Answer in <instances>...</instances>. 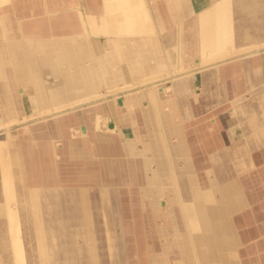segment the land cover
Returning <instances> with one entry per match:
<instances>
[{
	"label": "crops",
	"instance_id": "0c3cea01",
	"mask_svg": "<svg viewBox=\"0 0 264 264\" xmlns=\"http://www.w3.org/2000/svg\"><path fill=\"white\" fill-rule=\"evenodd\" d=\"M177 2L179 3L177 4L178 7L176 5L178 11L175 9L174 5ZM217 2V0H151V5H153L152 12L156 16L155 19H158L156 22L160 21V23H162V30H159V36L165 44V53L167 54L168 51L172 53L173 51V53L176 54L174 56V62L177 61L176 65H180L179 70L173 67L171 68L170 66V70L174 72V76L170 81L163 83V86L160 84L162 88H159L160 85H153L152 92L147 95L139 91L124 95L126 103L123 106H116L109 98L105 103L107 107L104 112L93 108L90 109L87 115L84 114L83 110L77 107L65 112L63 111L57 114L55 118L50 117L46 119L50 121H40L41 123H39L41 125L39 123L34 124L35 126L31 124L33 132L37 131L35 134L38 135L45 131L49 132L50 126L56 123V135L53 137H41L39 135V137L32 136L29 139H22L23 141L20 143V147L18 146L17 150L15 149L12 152H21V161L18 160L13 166V169L17 174L16 179L21 182L18 185L19 188L23 190V194L29 193V190L34 192V190L51 189L55 190V193L59 190L58 183L43 184L41 182L43 181L42 178H34L36 183L29 184L25 182L23 176L33 172L30 166L38 165L36 170L47 171L48 165L42 166L43 169L41 168L40 165L42 164H40V158L45 161L44 164L47 163V160L51 159L52 162L49 165L51 166L50 168L53 169L57 167L55 160L59 158V156H65L71 159L87 158V160L89 159L88 161H91V167H88V173L92 168V171L95 173L94 179L97 183L103 184V187L100 185L102 188V198L105 202L109 203L111 209L114 211L116 208L113 203L115 192L121 191L126 183L128 184L134 179L142 182L141 197L143 199L141 207L145 212L144 214L146 217L147 215L151 217L153 221L159 218L161 219L159 223H151L152 232L150 231L146 236V252L149 256L148 263L175 264L179 262V264H185L194 262L195 258L190 252V247L192 245L191 234L194 232L193 230H213L215 233L217 231L223 233L227 225L231 223L232 217V224L235 227H233L234 230L236 229V239L238 241L237 259L238 262H240L239 264H264V236L262 237L263 239H256V237L264 233V223L260 225L259 222L261 218L256 216V207L252 206L254 202L243 188V181L245 180L242 176H240L242 179H239V173L238 175L231 173L234 165L232 161L238 157L240 151L243 152V150L246 149L245 143L240 142L234 145L225 141L211 144L204 140L205 136L202 138V140H204L202 143L204 148L201 149L204 151V161L203 164H201L203 166H208L202 170L207 171L208 175H206L208 178L206 181L210 183L208 186L204 187L199 183V175L201 174L197 173L196 166H198V164L193 160L190 152L191 135L193 132L198 134L213 132L219 135L218 133H221L224 129V136L219 138L223 139L224 137V140H227V137H225V134L227 136L226 129H229L232 139H235L236 135L241 133L233 127H228L226 122L229 116L224 114L223 107L233 100L236 101L235 97L237 98L243 95L242 93L245 86H247V83H245L246 78L243 77L246 75L245 72L251 71L247 81H250L252 86H261L264 91V48H260L261 46L253 47L256 50V52L251 53L254 56L253 60L234 63L232 61L235 59H242L236 56L233 59L218 61L209 66L206 65L204 69L192 70V67L195 64H200L202 59L201 40L203 34L201 26L203 24H205L206 31L211 38L214 48L213 52L217 53L215 54L217 55L216 58L222 57L225 51L228 54H233L235 51L234 49L239 52L238 45L242 41L248 44L255 40L252 39L253 37H241L240 33L234 34L233 30L231 33V30L227 28L225 29H227L228 32L219 31L220 34L217 36L216 27L219 20L221 19L222 21L218 12L219 8L224 6L223 4L218 6ZM9 8V13H15V15H12L11 22L15 21L16 23H20L21 31H23L25 35L43 38L60 37L69 34L76 35L80 33L82 29L79 11L84 14L89 13L100 16L103 13L104 6L103 0H20L15 7L11 5ZM232 13L233 11L229 12V15L233 19H227V21H230L233 28V20L235 23L236 17ZM167 19L168 21H166ZM257 19L260 20L259 17H257ZM227 21L225 17L224 22ZM17 32L18 27L16 26L9 31V34H16ZM223 32L227 33V38L231 41V43H229L230 45L226 46V49L218 47V45L215 44L217 37L222 36ZM141 36H137L136 39L137 56L135 59V71H131L130 68L127 67L128 64L125 60V54L128 52L126 47L128 40L127 35L120 36L119 47L115 46V49L117 48L118 51H115L117 55L114 59L111 57V54L109 55L110 51L108 48L100 50L102 44L104 47L107 45V36H89L94 46L92 50L95 58L94 60H96L94 65L98 64L102 69L108 71L109 69H114L115 73L119 71L126 80H138L143 78L149 71L152 61L150 60V65L145 66L144 59L140 57L139 50H141L140 45H142L143 42L142 38L150 37L148 35ZM153 37L155 36L151 35V38ZM232 37H234V39ZM254 38L264 43V37H260L259 34ZM236 40L238 41L236 42ZM234 45L236 48H234ZM106 50H108L109 53H107ZM12 52L14 55L13 57L11 56V58L15 61L19 57L18 50L14 48ZM178 53H183V56L179 57ZM162 54L164 60L165 54L164 52ZM194 54H196L197 57H193ZM191 58L192 61H190ZM156 59L157 58H155V61L157 62L158 59ZM178 62H180V64H178ZM163 63H165V60ZM160 66L163 67L162 64ZM14 70L15 75H17L16 70H18L21 75L22 72L20 73V70H23V68L17 67V69ZM19 82L18 87H23L26 79H22ZM163 87H168V90H165ZM139 98H141V101ZM148 101L153 105L158 103L159 106L164 109L161 112V117L167 120L163 121V123L166 122L167 124L168 122L169 126L171 125L173 128L177 127V130L174 129L173 131L178 132L176 135L177 142L175 144L171 143L172 140L168 143V146L174 151L177 149V151L173 153V156L178 155L177 157L182 159L179 163L174 161L176 168L183 167L187 179H189V181H191V179L195 181L192 187V196L190 194L188 196H186V194L175 195V185H173L171 191L168 187L156 185L154 183L151 184L152 179H154L153 172L151 174H142L141 178L138 169H140L139 166H141L142 163L131 160L139 151V147H137L136 143L140 141V133L148 132V122L144 120L148 116L146 112ZM36 105L34 101H30V105L25 108L29 109L30 113L34 110H38ZM227 109L231 110V107ZM237 109L241 114L250 111L246 104L238 105L236 111ZM19 114L20 113L10 112L8 118L14 119L21 116V114ZM48 123L50 125L49 127L47 125ZM218 124L222 126L219 127ZM149 132L151 133V131ZM261 133L264 134V128L261 130ZM148 147H152V145ZM226 150L229 151L226 152ZM227 158L232 161H227ZM74 161L71 162L72 165L76 164ZM242 163L245 165L250 164V157L247 156L244 162L243 160L240 161V164ZM147 181L148 184L151 185H145ZM99 184L97 185L99 186ZM70 192L73 191L70 189ZM171 192H173V194H171ZM78 194L81 195L82 192ZM38 196L39 198L42 197L40 194ZM26 203L28 204V200H26ZM58 206L59 204L55 199V206L52 207V212H54L56 217L61 208L59 207L57 209ZM50 208L48 205H46L45 208L41 206L40 212L42 213V209L49 210ZM3 209L0 203V220H3L5 217ZM166 212L169 215H166ZM24 213L30 215L28 218L31 220L32 225L36 213L30 207L27 208V210L25 209ZM208 213H211V216H213L211 220L208 219ZM250 213L255 214V223H259L255 226L256 228L251 227L252 222L243 221V217H245V215H250ZM116 218L114 216L112 220H116ZM166 218L169 229L173 230L171 234L175 237L174 240H176V252H178L176 257H171L170 255L168 256V254L166 255V253L162 254V252H159L157 246L162 243L160 242V244H158L154 240V233L162 230ZM155 223L157 224L155 225ZM2 226L3 224L1 223L0 240L1 242L7 243V234ZM42 227H40V229H43ZM242 227L244 229L248 228L249 231H251H247L245 236L248 237L246 238L248 240L253 239L252 243L245 244L246 239L241 232ZM110 231L111 229L109 227L107 230V236L111 237L109 238V244L112 247L118 246L124 249L122 242H115L113 244L111 242L112 240L117 241L118 238L121 240V233L116 234V238L114 239L112 234L114 236L115 232ZM163 244L167 245L168 243ZM92 250L93 249L89 250V252ZM244 254H246L248 258L245 257L243 260L242 255ZM208 257L206 256V259H210ZM9 259L10 258L6 256V258L3 259L4 264H11Z\"/></svg>",
	"mask_w": 264,
	"mask_h": 264
},
{
	"label": "bare ground",
	"instance_id": "6f19581e",
	"mask_svg": "<svg viewBox=\"0 0 264 264\" xmlns=\"http://www.w3.org/2000/svg\"><path fill=\"white\" fill-rule=\"evenodd\" d=\"M110 1L112 0H103V15L96 16L95 20L93 17L84 18V24L87 26L88 35V38L84 40L78 37L79 34L76 36L74 34V36L69 34L71 36L65 35L43 38L25 35L23 31H21L18 22V32L10 35L9 31L11 29L8 26L9 22L12 21V14L8 12V8L12 5V0H0V79H2L0 82V131L3 130L5 131L4 133H6L5 137H0V203L5 213L3 220H0V225L1 223L3 224L2 227H4L7 234V243L1 244V246L9 251L7 256L10 258L9 261H11V264H26L22 223L25 221L31 224L29 218L28 220H24V211L29 208V206L27 207L26 200L28 198L32 199L31 201L30 199L28 200L29 203H33L30 204V208L37 215H35L32 225L36 224L38 229L42 226V228H46L50 222L48 221L49 224L47 222L45 224L44 220L46 219L41 216V214L46 213L45 211L47 210L42 209V213L40 212V207L43 206V204L38 195L40 194L42 197H45L47 192L49 195L55 193V190L48 189L34 190V192L29 190V193L23 194V190L17 187L19 185L16 186V182L14 183L15 175L17 178V174L13 166L18 160L21 161V152H12L15 149L17 150V147L23 141L20 139L21 135L23 139H29L32 136L39 137V135L41 137H53L56 135V123H54L53 126H50L48 123V127H51L49 132L45 131L36 135L35 133L37 131L33 132L30 122L35 120L44 121L50 117L55 118L57 114L63 111L65 112L77 107L81 108L84 107V104L96 105L95 103H99L100 106L94 108L104 112L107 107L105 103L109 98L116 106H123L126 103L124 95L143 90L147 95L152 92L153 85L157 86L160 85L161 82L170 81L174 76V72L170 70V63L165 53V44L159 36L158 25L155 24L158 19L155 20L156 16L151 10V0H118V2L116 1L117 3H115V1ZM217 1L224 5L219 8L218 12L219 16H223L222 22L225 21V17L226 21L227 19H233L229 15L231 11H233L232 14L236 17L235 23L233 20V28L230 21L224 22L225 28L233 30L234 34L240 33L241 37L245 38L253 37L252 39H256L254 37H257L258 34L260 37H264V0ZM257 17H259L261 21L257 19ZM79 19L81 25L83 19H81V16ZM94 21L95 26H93ZM166 21H168V19ZM157 23L162 28V23H160V21ZM81 28L82 30L85 29V27ZM225 28L221 29V31L228 32ZM206 30L205 24H203L201 26L203 34L201 40L202 59L200 64H195L192 67V70L204 69L206 65L209 66L218 61L233 59L236 56L242 57L249 55V53L256 52L255 48L245 49L239 52L234 49L235 51L233 54H228L225 51L222 57L216 58L217 55H210L214 51V48L209 33H207ZM126 34L132 35V37L135 38V41H127L129 43L126 44V47L129 48L132 42L134 45V50L125 54V60L128 64L127 67H129L131 71H135L137 36H150L142 38L143 42L142 45H140L141 50H139L140 57L146 59V54H148L152 61L151 67H149V71L147 72V76H149L150 79L141 84H137V81L130 79L126 80L119 71L117 73L113 71L109 72L108 70L102 69L98 64L94 65V62L96 63L92 51L94 46L89 36H107V47H104L102 44L100 49L105 50L106 48L109 49L119 44L120 39L113 37L119 38ZM151 35L155 37L151 38ZM227 36L217 39L215 44H217L218 47L226 49V46L231 43ZM112 40L113 46H109ZM83 44H85L84 47H82ZM11 48L18 50L19 57L15 61L11 58V56L13 57L14 55L12 54ZM159 48H161V52L163 51L165 54V63H163L164 60L160 59L156 62L155 59L152 58L157 55ZM234 48H236V46ZM260 48H264V43ZM239 50H241V48ZM106 52L109 53L108 50H106ZM85 53L91 54V64L85 63ZM151 61L149 63H151ZM6 64L9 66L5 67ZM161 64L164 68L166 67V72H159L158 74L157 72ZM17 67L23 68V70H20V73L22 72L21 75L18 70H16L17 75H15L14 69H17ZM111 78H114L115 81L110 80ZM22 79H26V82H23V87L19 88L18 83H20L19 81ZM102 86H105V90L100 89ZM142 87L143 89H141ZM159 88H162L161 85ZM163 88L168 90V87ZM30 101H34L37 104L38 110H34L30 113H20L19 111L22 110L23 107L30 105ZM49 105L55 106L52 111L47 109ZM83 111L84 114L88 115L90 108H84ZM10 112L20 113L21 116L13 120L7 119ZM22 121L26 123L23 127L22 134L19 135L16 130H11L10 127L12 123ZM47 121L50 120H46V122ZM5 122L10 123L8 126L9 128L3 127ZM51 197L52 198L47 200L49 203L48 207L50 208L51 206L48 212H51L52 207L55 206L56 195H52ZM20 209L22 210L21 214ZM231 220V223L227 225L223 233L218 231L215 233L213 230H193L194 232L191 234L192 245L190 247V252L194 256L195 261L185 264H239L240 262H238L237 259L238 241L236 239V229L234 230L235 227L232 224V217ZM42 230L43 229H40V231ZM41 235L42 234L39 233V237ZM110 249L114 256V260L112 259L114 264H130L126 258L127 252H124L123 247L111 246ZM40 251L44 253V249L41 248ZM95 253L92 254V259L95 258ZM206 256L210 259H206Z\"/></svg>",
	"mask_w": 264,
	"mask_h": 264
},
{
	"label": "rangeland",
	"instance_id": "374dc122",
	"mask_svg": "<svg viewBox=\"0 0 264 264\" xmlns=\"http://www.w3.org/2000/svg\"><path fill=\"white\" fill-rule=\"evenodd\" d=\"M114 1L115 3L118 2V0H112L110 2H114ZM19 2L20 0H12V6L14 5L15 7V5ZM177 4L179 3L177 2L174 4L176 10H177L176 8ZM217 5L221 6L222 3L217 2ZM152 7L153 5H151V10H152ZM12 15H15V13H12ZM101 15H103V13ZM80 16H81V19H83L81 23V27H85V29L82 30L80 33H78L79 34L78 37L86 40L88 38L87 37L88 35H87V28H86L87 26L84 24V18L93 17L95 20L96 16L94 14H89V13L84 14L81 11H80ZM222 17L220 15V18ZM155 24L158 25L159 30H162V28L157 22ZM16 26H17V23L15 21L9 22L8 27L10 29ZM93 26H95V21H94ZM224 28H225L224 22H222L220 19L219 25H217L216 27L217 36L218 34H220L219 31H221V29H224ZM231 33H232V30H231ZM126 35L128 39L127 41H130V42L135 41V38L132 37V35H128V34ZM226 36H227V33L223 32L222 36L217 37V39L225 38ZM113 38H116V37H113ZM232 38L234 39V37ZM116 39H120V37ZM237 41L238 40H236V42ZM84 45L85 44H83L82 47H84ZM109 46H113V40L111 41ZM238 46H239V49L241 48L240 51H242V50L253 48V47H260V46L262 47L263 42L261 41L259 42L257 39H255L254 41H251L248 44H245V41H242L239 43ZM127 48H128L127 50L128 52L133 51L134 50L133 42L130 48L129 47ZM109 51H110L109 54H111V57L114 59V57L117 55L116 54V52L118 51L117 48L115 49V46L110 47ZM168 52L166 56L169 60L171 68L173 67L176 70H179L180 65L179 66L176 65L177 61L174 62V56L176 54L173 53V51L172 53L170 52L168 53ZM215 54L217 53L212 52L210 55H215ZM178 56L182 57L183 53L181 54L178 53ZM193 57H197V55L194 54ZM152 58L163 60V54L161 52V48H159V52L157 53V55H155V57H152ZM192 58L190 59V61H192ZM241 58L242 59H235L232 62L242 63L243 61L253 60L254 56L250 54L248 56L246 55L245 58L244 56H242ZM150 59L151 58L149 57V55L146 54V59L144 58L145 66H148L149 64H151L149 63ZM176 59H177V56H176ZM85 63L91 64V54L90 53L86 54ZM178 64H180V62H178ZM8 66H9L8 64L5 65V67H8ZM112 71L115 72L114 69L113 70L109 69V72H112ZM159 72H166V67L164 68L160 66V69L157 73L159 74ZM245 74L246 75L243 74L244 75L243 77L246 78L245 83H247V86H245V89L242 93L243 95L241 97H237V98L235 97L236 101L233 100L232 102H229V104H226L223 107L224 114L229 116V119L226 122L228 127L229 128L233 127L234 129H237L241 133H238L235 139H232L229 129H226L227 136L225 134V137H227V140L226 139L224 140V137L223 139H219L220 137L224 136V133H225L224 129L221 133H218L221 136L216 135L213 132H207L203 134H198L196 132H193L191 135L190 152L193 157V160L198 164V166H196L197 173L201 174L199 175L200 177L199 183L204 187V186H208L210 183L206 181V179L208 178L207 171L202 170L208 167V166L202 165L204 161V157H203L204 151L201 149V148H204L202 146L203 141L205 140L206 142L211 143V144H215L216 142H225V141H228L234 145L240 142L245 143L246 149H244L243 152L240 151L238 157L233 159V161L231 159H228L229 158L228 156L227 161H232L234 163L233 171L231 173H234V175H238L239 173L238 175L239 179L243 178L245 180L243 181L244 186L242 184L241 185L243 186L245 191L248 193L250 199L253 200L254 204L252 206L256 207V216L261 218L259 223L260 225H263L264 223V218H263V213H264V148H263L264 147V134L261 133V130L264 128V109H263L264 91L261 86H258V85L252 86L250 84V81H247V78L249 79L251 71H247L245 72ZM111 79L115 81L114 78H111ZM149 79L150 78L149 76H147V73H146L143 76V78H140L138 80H133V81H137V84L138 83L141 84L145 81H148ZM1 81L2 79H0V82ZM166 82L167 81L161 82V85L163 86V83H166ZM100 89L105 90V86H102ZM141 89H143V87ZM139 92H144V90L139 91ZM141 98H139L140 101H141ZM95 104L96 105L84 104V107H81L79 109L80 110H83L84 108L92 109L94 107L97 108L100 106L99 103H95ZM241 104L248 105V109L250 111L245 112V114L239 113L238 109L236 111L237 106ZM54 107H55L54 105L53 106L49 105V108L47 109L49 111H52ZM229 107H231V110L227 109ZM162 110L164 109L160 107L158 103L156 105H153L150 101H148V106L146 110V112L148 113V116L147 118L144 119L145 121L148 122V125H147V127L149 126L147 129L148 132L140 133L141 134L140 141L136 143L137 147H139V151L132 157L131 160L142 163V165L139 166L140 169H138L140 173L139 176L141 178H142V174H146V173L151 174L153 172L154 179H152L151 184L154 183L156 185L168 187L169 189H171V191H172L173 185H175L176 187L175 189L176 191L174 192L175 195L176 194H181V195L186 194V196H188L190 194L192 196L193 195L192 187L195 181H193V179H191V181L187 179V176L184 174L185 171L183 167H178V169L176 168V165H174V161L179 163L182 159L178 158L177 157L178 155L173 156L174 155L173 153L177 151V149L174 151L173 149H171L170 146H168V143L171 142L172 140L173 141L171 143L175 144L177 142L176 135L178 132H173L174 129L177 130V127L173 128L171 125L169 126L168 122L167 124L166 122L163 123V121L167 119L161 117ZM19 112L22 114L29 113V109L23 107V109L20 110ZM7 119L13 120V118H8V117ZM39 122L40 121L35 120V121H31L30 123L34 125ZM25 123H26L25 121L15 122V123H12L10 128L11 130H16L17 133L21 135ZM9 125L10 123L5 122L3 127L6 128ZM218 126L221 127L222 125L218 124ZM149 131H151V133ZM4 132L5 131L3 130L0 131V137L6 136V133ZM152 133H153V136H152ZM228 133H229V136H228ZM203 137L205 138L204 140H202ZM20 139H23L22 135ZM149 145H152V147H148ZM228 151L229 150H226V152ZM247 156L250 157V164L248 165H245L244 163L240 164V161L243 160L244 162V159ZM86 160L87 158L71 159L65 156H61V157L59 156V158L55 160V162L57 163V167H56L57 169L55 167L53 169V168H50L51 166L49 165L52 162L51 159L47 160V163L44 164L45 161H43V159L40 158V164H42L40 165L41 168L44 165H48L47 171L46 170L42 171L39 169L36 170V167L38 165H32L30 167H31V170H33V172L28 173V175L23 176V178L25 179V182H28L29 184L36 183L35 182L36 180L34 178H42L43 181L41 182L43 184L58 183L59 190L58 192H56L57 194L53 193L49 195L47 192L45 197H40V200L42 201L43 207L45 208V205L49 204L47 200L52 198L51 197L52 195H56L57 197L56 201L59 204L57 209L61 207L57 213V217L55 216L54 212L52 211L48 212V210L45 211L46 213L41 214V216L44 217V219H46L44 220L45 224L46 222L48 224L50 222L49 226L47 225V227L43 228L42 231H40V229L36 227V224L31 225L25 221L22 223L23 241H24L23 247H24L25 254H26V264H57V263L58 264H114L112 262V259L114 256L112 255V252L110 249L111 245L109 244L110 239L107 236V230L109 227L111 231L115 232L114 233L115 237L112 235L113 238H116V234L121 233L122 235L121 240L118 238L117 241L112 240L111 242L112 244L115 242L123 243L122 246H124V250L125 252H127L126 253L127 261L130 264H150L148 263L149 256L147 255V252H146L147 251L146 236L148 233H150V231L152 232L151 223H154V222L159 223L161 219L159 218L153 221L151 217H149L148 215L146 217V215L144 214L145 212L144 210H142V207H141L142 199H143L141 197L142 182L136 181L134 179L128 184L126 183V185L121 189V191L115 192V196L113 197V203L115 204L116 208L114 211L113 209H111L109 203L105 202L104 199L102 198L101 196L102 188L100 187V185L103 187V184L97 183V181L94 179L95 173L92 171V168L88 173V167L89 166L91 167L90 165L91 161H88L89 159L87 161ZM72 161H74V163L76 164L72 165L71 163ZM26 176H27V179H26ZM240 176H242V178ZM20 178H21V175H20ZM15 182H16V186L19 183H21L19 180L16 179V175H15L14 183ZM97 184H99V186ZM151 184H148V181L145 182V185H151ZM70 189L73 192H70ZM77 192L78 193L82 192V194L80 195ZM171 194H173V192H171ZM29 199L30 198H28L27 200ZM31 200L32 199H30V201ZM30 204H33V203L31 202L29 203L28 201L27 206L30 207ZM21 212L22 210L20 209V214ZM166 215H169V214L166 212ZM28 216L30 217L29 214L24 213V220H28ZM114 216L115 218L117 217L116 220H112ZM254 217H255V214L250 213V215H245V217H243V221L252 222L251 227H255L259 223H255ZM211 218H213V216H211V213H208V219L211 220ZM157 223H155V225ZM153 227H156V226H153ZM247 231H249L248 228H245V229L243 227L241 228V232L243 233L244 236ZM171 232H173V230L169 229V226L167 224V218H166L165 225L164 227H162V230L156 231L154 233L155 234L154 240L158 244H160V242L162 243L161 245L157 246V248H159V252H162V254L166 253V255L168 254V256L170 255L171 257H176L178 255V252H176V244H175L176 240H174L175 237L171 234ZM39 233L42 234L40 237H39ZM263 236H264V233L261 236L259 235L258 237H256V239L257 238L261 239ZM246 238L248 237L245 236V239ZM252 242H253V239L245 240V244H250ZM41 243H42V246H41ZM163 243H168V244L165 245ZM1 244H5V243H2L0 240V246ZM41 248L44 249V253L40 251ZM91 249L93 250L89 252V250ZM93 252L94 253L96 252L95 253L96 256L94 258L95 261L94 259H92V255H91ZM8 253H9L8 250H6L5 248H2V246L0 247V264H4L3 259L6 258ZM245 257L248 258L246 254L242 255L243 260ZM169 263H172V262H169ZM203 263H206V262H203ZM177 264H179V262Z\"/></svg>",
	"mask_w": 264,
	"mask_h": 264
}]
</instances>
